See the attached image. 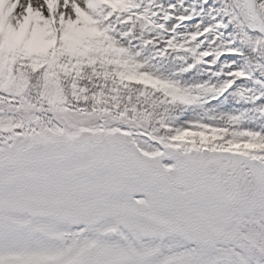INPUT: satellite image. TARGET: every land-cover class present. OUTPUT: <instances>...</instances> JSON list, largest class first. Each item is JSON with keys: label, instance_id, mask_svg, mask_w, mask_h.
<instances>
[{"label": "snow or ice", "instance_id": "6c2138e0", "mask_svg": "<svg viewBox=\"0 0 264 264\" xmlns=\"http://www.w3.org/2000/svg\"><path fill=\"white\" fill-rule=\"evenodd\" d=\"M0 264H264V0H0Z\"/></svg>", "mask_w": 264, "mask_h": 264}, {"label": "trees", "instance_id": "16d2710c", "mask_svg": "<svg viewBox=\"0 0 264 264\" xmlns=\"http://www.w3.org/2000/svg\"><path fill=\"white\" fill-rule=\"evenodd\" d=\"M175 0H166V3H174ZM192 2V0H185L186 4H190ZM191 30V29H190ZM251 86V85H248ZM244 107H250L249 105H244Z\"/></svg>", "mask_w": 264, "mask_h": 264}]
</instances>
